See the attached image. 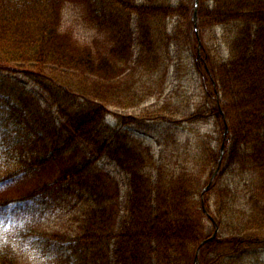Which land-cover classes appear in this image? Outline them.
<instances>
[{"label":"trees","instance_id":"trees-1","mask_svg":"<svg viewBox=\"0 0 264 264\" xmlns=\"http://www.w3.org/2000/svg\"><path fill=\"white\" fill-rule=\"evenodd\" d=\"M71 9L89 38L73 36ZM192 9L157 0H0V264H22V247L30 264L39 255L48 264H194L215 231L199 264H245L264 249V0H198L195 30ZM216 30L227 35L222 58L212 56ZM187 45L208 95L183 115L164 95ZM22 77L46 93L50 114ZM151 100L152 109H140ZM180 123L213 128L197 163L176 152L188 137L175 134ZM131 127L171 154L156 161ZM225 129L220 172L201 197ZM237 167L254 173L253 188L233 219L237 204L222 209L217 197L231 193L225 183ZM58 209L83 215L75 235L36 230Z\"/></svg>","mask_w":264,"mask_h":264},{"label":"rangeland","instance_id":"rangeland-1","mask_svg":"<svg viewBox=\"0 0 264 264\" xmlns=\"http://www.w3.org/2000/svg\"><path fill=\"white\" fill-rule=\"evenodd\" d=\"M185 4L188 6H195L196 0H168L162 3V0H157V3H160L162 5H173L175 7H179L180 4ZM172 3V4H170ZM198 5V0H197ZM210 6V5H209ZM69 19V22L67 21L68 25L71 26L72 30L75 34L73 36L83 38H89L90 37V29L87 27L86 24L83 23L82 18H80L79 15H77L76 10H69L66 20ZM212 36V45L214 47L213 55L217 58H222L225 56L227 51V45H226V37L227 35L220 30H216L213 32ZM175 48H172V57H176V52L174 50ZM187 49L189 51H184L181 58L185 61L184 63L179 62L180 64L176 66L172 65L170 68V75L168 76V88L164 95V98H168L171 100H176L178 103L181 104L180 111L183 113V115H186L190 113V108L192 107L194 109V112L197 109H200L205 106V97L208 95L207 92H205L202 87L199 78L194 74V59L191 55L192 47L190 45H187ZM23 78V79H22ZM17 78L18 83L26 88V92L31 94L34 98H36L39 103L42 106V109L47 112L52 111L54 106L49 109V105L46 101V93L43 92L39 88H35L28 80L26 81L24 77ZM160 89V84H159ZM156 100L147 101L144 103L142 108H148L156 104ZM138 109L137 111H142ZM50 114V113H49ZM129 115H133L135 117H138L133 111H129ZM202 116V115H201ZM54 119L56 121V124L61 127L65 128L67 131L66 133L71 137H73L72 133L68 132L71 131L69 127L63 124L61 119L58 116H54ZM141 119V118H140ZM108 122L110 124L115 125V123L109 119ZM186 125V126H185ZM154 126V125H153ZM185 126V127H184ZM175 134L178 136L180 133L183 135H187L186 141L181 145L178 151L176 152H183L184 155L181 157L182 160L186 159L188 162H198L200 159L199 156V148L201 145H204L210 138L211 133L213 131V128L207 124H203L199 127H194L192 125H188L186 123H180L176 126ZM130 131L134 132L135 136H139L140 139L144 140L145 145H149L151 147L152 153L155 156L156 161H160L163 157L164 151H166L168 154H171L168 150L164 149L161 142L158 141V137L153 135L152 133H149L146 136L145 134H140L139 132H136L132 127L130 128ZM199 133V136L197 135ZM66 134V135H67ZM138 139V138H137ZM45 144H49L51 142V138L47 137L44 141ZM89 156V155H88ZM95 160L94 156L90 157V161ZM99 168H102L104 171L109 173L112 176H116V172L113 169V165L109 163L106 160H99L98 161ZM247 167V165H246ZM246 167L244 171H241L239 167L236 169H231L227 178V181L225 185H228V187L231 189V193L222 192L217 198H218V205L224 209V204L226 201L232 204H237V208H234L229 215L235 219L238 214L239 210L245 209L244 203L248 200V190L253 188V172L247 171ZM47 175V174H46ZM204 179V178H203ZM213 184V183H212ZM223 188H216V192L222 191ZM225 191V189H224ZM125 195H122L121 203L122 206L125 205ZM212 201V200H211ZM77 202H73L71 204L72 207H75ZM239 203V204H238ZM241 205V206H240ZM75 210L68 209V210H62L58 209L52 213H47L44 215L38 222H36L35 225H39L40 229H36L39 232H45V233H61L63 235H75L77 233V229L83 220V215L81 214H74ZM76 219H78V224L76 223ZM2 229V227H0ZM7 229V228H5ZM207 233L211 232V229H213V226L208 224L207 227ZM9 230V229H8ZM12 235L18 236L20 234V229H10ZM22 238L16 240L15 247H19V242H21ZM25 241L22 244H24ZM22 252L24 254V257L21 256L22 264H30L28 257V248L22 247ZM246 260L245 264H264V249H260L257 252L251 253L250 256ZM243 260V261H244ZM30 261L32 264H48L45 259L41 255L38 256L37 259L30 258Z\"/></svg>","mask_w":264,"mask_h":264},{"label":"water","instance_id":"water-1","mask_svg":"<svg viewBox=\"0 0 264 264\" xmlns=\"http://www.w3.org/2000/svg\"><path fill=\"white\" fill-rule=\"evenodd\" d=\"M196 9H197V0L195 1V6H194V14H193V19H194V21L196 20ZM208 189V188H207ZM206 189V190H207ZM215 237V233L212 235V237L209 239V240H211V239H213ZM209 241L207 240V241H204L200 246H199V248L197 249V252H196V257H195V259H194V264H199L198 263V255H199V251H200V248L202 247V246H204L206 243H208Z\"/></svg>","mask_w":264,"mask_h":264},{"label":"snow or ice","instance_id":"snow-or-ice-1","mask_svg":"<svg viewBox=\"0 0 264 264\" xmlns=\"http://www.w3.org/2000/svg\"><path fill=\"white\" fill-rule=\"evenodd\" d=\"M3 225V221L2 220H0V226H2Z\"/></svg>","mask_w":264,"mask_h":264}]
</instances>
